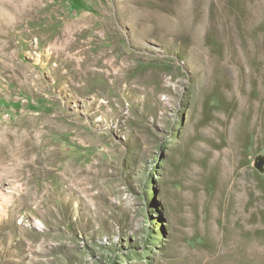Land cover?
Returning <instances> with one entry per match:
<instances>
[{"label":"rangeland","instance_id":"374dc122","mask_svg":"<svg viewBox=\"0 0 264 264\" xmlns=\"http://www.w3.org/2000/svg\"><path fill=\"white\" fill-rule=\"evenodd\" d=\"M0 264H264V0H0Z\"/></svg>","mask_w":264,"mask_h":264},{"label":"trees","instance_id":"16d2710c","mask_svg":"<svg viewBox=\"0 0 264 264\" xmlns=\"http://www.w3.org/2000/svg\"><path fill=\"white\" fill-rule=\"evenodd\" d=\"M77 7H79V6H82L81 4H79V6L78 5H76Z\"/></svg>","mask_w":264,"mask_h":264}]
</instances>
